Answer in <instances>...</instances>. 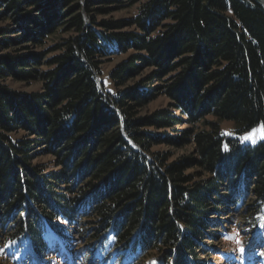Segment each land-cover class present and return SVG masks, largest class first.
Wrapping results in <instances>:
<instances>
[{"label": "trees", "instance_id": "trees-1", "mask_svg": "<svg viewBox=\"0 0 264 264\" xmlns=\"http://www.w3.org/2000/svg\"><path fill=\"white\" fill-rule=\"evenodd\" d=\"M113 4L138 10L97 20ZM1 22L0 252L9 259L23 242L27 264L75 236L115 250L114 264H203L225 215L241 210L246 228L264 216V140L243 144L219 128L264 126L257 0H0ZM108 44L127 55L108 74L113 92L101 79ZM7 80L41 91L19 93ZM160 96L166 109L137 117ZM164 144L191 145L192 155L168 162L151 152ZM39 151L53 170L33 164Z\"/></svg>", "mask_w": 264, "mask_h": 264}, {"label": "rangeland", "instance_id": "rangeland-1", "mask_svg": "<svg viewBox=\"0 0 264 264\" xmlns=\"http://www.w3.org/2000/svg\"><path fill=\"white\" fill-rule=\"evenodd\" d=\"M106 12L97 17V20H106V21H126L133 17L138 10V5L133 7H119L117 5L105 6ZM8 23L1 22L0 27L6 26ZM123 31H131V29H123ZM46 48L52 46L51 41H46L44 44ZM43 48L30 47L33 52H41ZM106 54L108 55L107 59L102 61L101 65V79L106 86L108 91L113 92V87L108 81L109 72L121 61L127 58V55H117L115 54L114 48L112 45H106ZM40 70H46V66L40 67ZM154 68H147L143 70L139 77L131 80L127 83V86H133L139 79L149 75L154 72ZM5 84L13 91L19 93H36L41 91L40 83L32 82H15L13 80H7ZM170 103V100L164 96L158 97L153 102L137 110V117L143 118L154 111L160 109H166ZM262 125L257 126L256 128L246 132L244 134L238 135L235 132V126L231 122L222 121L219 124L220 132L228 137L235 138L243 144H248L254 146L264 140V130H262ZM196 128L200 127V124L195 126ZM189 128V125H184L182 127H177L176 131H183ZM255 130V131H254ZM156 133H166V134H175L170 130L166 131H154ZM24 136L23 133H18L16 138ZM250 136L249 139L245 137ZM255 141V142H253ZM192 146H184L180 148L171 147L168 145H159L151 149L152 153H161L169 156L168 162H173L181 159L182 157H189L192 155ZM53 160L54 158L50 155H44L43 152H37L36 158L33 161V164L43 166L46 168L47 172L53 170ZM196 172V169L187 170L188 174ZM248 202H251L250 196L247 197ZM245 203L243 202L239 207L243 208ZM241 210L232 212L231 215H225L218 223H220L221 237L219 241L214 240L213 242L206 240L204 247L206 252L200 256V261L203 264H264V216L259 219V222L256 223V226L250 225V228H246L244 225L243 216L240 213ZM249 224H252L251 222ZM249 229H252L251 231ZM73 239H69L67 245L59 244L56 249H52L51 252L46 254L43 258L36 260L32 256L29 257V262L27 264H114L117 260L112 254L116 253L112 248L107 247L100 250L99 247L85 246L84 243L79 240L77 237L72 236ZM51 240V238L49 237ZM237 239L239 244H237ZM241 247L243 251H241ZM28 244L23 242V250L17 252L13 250L11 253V259H9L10 251H1L0 252V264H23L26 263L22 258L27 256ZM29 250V249H28ZM29 256V255H28ZM27 256V257H28ZM112 256V257H111ZM110 260V261H109ZM149 261V260H148ZM147 261V262H148ZM146 262V264H147ZM152 260L150 264H152Z\"/></svg>", "mask_w": 264, "mask_h": 264}, {"label": "water", "instance_id": "water-1", "mask_svg": "<svg viewBox=\"0 0 264 264\" xmlns=\"http://www.w3.org/2000/svg\"><path fill=\"white\" fill-rule=\"evenodd\" d=\"M258 2H259V4L261 5V7H262V9H263V11H264V7H263V5L261 4V2H260V0H257ZM98 86H99V88L102 90V88H101V85L98 83ZM125 136V135H124ZM126 137V136H125ZM129 142H130V144H131V146L132 147H134L136 150H138L139 151V149L134 145V143L133 142H131L129 139H127ZM150 261H151V259L147 262V264H150Z\"/></svg>", "mask_w": 264, "mask_h": 264}, {"label": "snow or ice", "instance_id": "snow-or-ice-1", "mask_svg": "<svg viewBox=\"0 0 264 264\" xmlns=\"http://www.w3.org/2000/svg\"><path fill=\"white\" fill-rule=\"evenodd\" d=\"M262 127V130H264V126H261ZM255 131V130H254ZM250 138V136H248V137H245V139H249ZM253 142H255V141H253ZM237 244H239L240 242H239V240L237 239ZM241 251H243V248L241 247V249H240Z\"/></svg>", "mask_w": 264, "mask_h": 264}, {"label": "bare ground", "instance_id": "bare-ground-1", "mask_svg": "<svg viewBox=\"0 0 264 264\" xmlns=\"http://www.w3.org/2000/svg\"><path fill=\"white\" fill-rule=\"evenodd\" d=\"M260 2H261V4L263 5V7H264V0H260Z\"/></svg>", "mask_w": 264, "mask_h": 264}]
</instances>
